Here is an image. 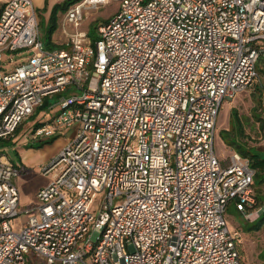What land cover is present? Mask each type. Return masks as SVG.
<instances>
[{
  "label": "built area",
  "instance_id": "1",
  "mask_svg": "<svg viewBox=\"0 0 264 264\" xmlns=\"http://www.w3.org/2000/svg\"><path fill=\"white\" fill-rule=\"evenodd\" d=\"M108 1L71 5L64 24ZM107 19L95 40L77 32L47 50L31 1L0 0V264H241L242 234L224 211L264 207L250 209L248 159L217 158L213 137L224 99L258 78L264 0H118ZM66 92L30 140L74 136L15 231L17 166L2 142Z\"/></svg>",
  "mask_w": 264,
  "mask_h": 264
},
{
  "label": "rangeland",
  "instance_id": "2",
  "mask_svg": "<svg viewBox=\"0 0 264 264\" xmlns=\"http://www.w3.org/2000/svg\"><path fill=\"white\" fill-rule=\"evenodd\" d=\"M30 1L31 5L36 10L37 20L39 22V35L41 36L43 44H46L49 41L47 34L54 9H56L54 19L57 22V27L51 33L52 41L57 45H63L69 42L71 34L77 32H88V34L91 36V40L96 39L97 35L95 37L93 34L94 27L99 23L105 22L106 18H109L118 8V0H109L103 6H92L91 8H85L82 13L81 22L79 23L78 27L75 28L74 26H66L64 24L63 18L66 12L64 10L62 11L64 0ZM15 65L16 62H8L3 63L1 67L4 71L8 72L14 70ZM259 86H262V90H264V78L262 77L257 78L254 86H252L251 89L239 91L232 99H224V102L217 113L218 116L214 127L215 133L213 137V144L217 158L224 159L226 158V155L232 151V147L220 136V132L222 130L228 129L230 127L229 112L232 108L237 110V113L240 114L244 121L243 128L245 133L248 135V138L246 137L247 139L245 138V140L249 142V145L254 146L264 144V142H261L259 134H256V125L255 122H252L250 114L252 107L257 103V98L264 99V91L258 92L256 90V87ZM66 94L67 92L55 95L54 98L56 99L50 102V106L52 108L37 109V111L39 110L38 113H34V116L32 115L26 118L14 135L16 140L14 145L6 149L8 156L13 159L15 165L17 166V175L14 180L18 195L20 196L18 205L19 214L14 217L11 222L15 231H19L22 224L28 220L29 214H25L24 211L31 205L37 203V192L52 182V174L54 173L50 172L45 174L43 168L47 166V164L37 163L35 158H33L30 162H27L24 165L25 167L20 166L19 155L16 152V147L24 141L30 143L29 138L31 134H27V131L30 128H33L39 122L42 123L46 119L47 115H49L51 118L56 115L61 109L60 105L58 104L60 99L58 98V95L62 97ZM73 136L74 135L72 134H60L59 137L54 139L50 145H42L40 148H38L39 144H32L31 146H33V148H37L36 150L40 154L43 153L44 150L54 148L63 142H68ZM19 148L20 150L23 149L21 146ZM102 198L103 194H95L91 197L88 203V210L92 214H95L98 211ZM260 214L261 212H257V214L252 215L250 218H246L243 214L236 210L234 203H230L224 211L223 215L225 217L228 229H238L242 234V257H244L242 264H264V226H262V228L258 231H245L246 224L254 222ZM26 264L45 263L39 258L35 259L34 256H30Z\"/></svg>",
  "mask_w": 264,
  "mask_h": 264
},
{
  "label": "trees",
  "instance_id": "3",
  "mask_svg": "<svg viewBox=\"0 0 264 264\" xmlns=\"http://www.w3.org/2000/svg\"><path fill=\"white\" fill-rule=\"evenodd\" d=\"M79 1L81 0H64L62 11L63 10L67 11L69 9V6L76 4ZM55 13H56V9H54L52 13L51 21H50L51 23L49 25V30L47 34L49 41L48 43L44 44L45 48L48 50L61 49V48H64V45H65V44L57 45L52 41L51 33L57 27V22L54 19ZM107 20L108 19L106 18V21ZM105 22H102V23H105ZM102 23H99L98 25L94 27L93 34L95 37L97 35L96 34L97 27ZM88 36L91 38L90 34H88ZM256 70H257L258 77L264 78V59H260L258 61V63L256 64ZM256 90L258 92L264 91L262 90V86L256 87ZM45 104L46 103H44V105ZM40 109L42 108L40 107ZM38 111L35 113H38ZM229 114H230V127L228 129L222 130L220 132V136L226 143H228L232 147L233 151L237 152L242 157H245L248 159L249 165L251 169L254 171L252 185H253L254 197L256 201H255V204L252 205L250 209L256 210L259 207H264V144L254 145V146L249 145V142L245 140V138L248 135L245 133V130L243 128L244 121L242 117L240 116V114L237 113V110L235 108H232ZM250 114H251L252 122H255V125H256L255 127L257 128V129L255 128L256 134H259V138L261 142H264V99L257 98V103L252 107ZM39 124L41 123L39 122L33 128L39 126ZM33 128H30L29 130ZM16 132L17 130L15 131V133ZM15 133L10 137V139L3 142L8 147H11L12 145H14L16 141L14 137ZM54 139L40 140L36 144H39L38 148H40V146L42 145L51 144L54 141ZM262 226H264V211L261 212V214L257 217V219L254 222L246 224L245 231L247 232L258 231L262 228ZM238 251H239V256L241 258V264H242V262L244 261V257H242L243 249H242L241 242L238 245Z\"/></svg>",
  "mask_w": 264,
  "mask_h": 264
},
{
  "label": "crops",
  "instance_id": "4",
  "mask_svg": "<svg viewBox=\"0 0 264 264\" xmlns=\"http://www.w3.org/2000/svg\"><path fill=\"white\" fill-rule=\"evenodd\" d=\"M44 103H46V104L45 105L43 104L44 107L41 106V108L48 109L49 108L48 107V102H44ZM50 118L51 117H49V115H47L46 119L41 124H43L46 120H48ZM37 127H39V126H37ZM37 127H35V128H37ZM29 132L31 133L32 132V129L30 131H27V134ZM68 134H72V129H68L67 131H65V134L64 135H68ZM54 138L56 139L57 137H44V138H41V139H39L37 141L30 140V143H27V141H24L20 145H18L16 147L17 149L16 148L15 149H16V152L19 155L20 166L25 167L24 165L27 162H30L33 158H35L37 160V163H46L47 164L54 157V155L59 151L58 149L62 145H64V143H66V142H63V143H61L60 145H58V146H56L54 148H51V149L49 148L48 150H44V152L43 153H40V154L38 153V151L36 150V148H33V146H31V145L38 143L40 140L54 139ZM29 139H31V138H29ZM20 146L23 149L20 150V148H19ZM52 176H53V174H52ZM30 256H32V255H30ZM35 259H37V258H35Z\"/></svg>",
  "mask_w": 264,
  "mask_h": 264
}]
</instances>
